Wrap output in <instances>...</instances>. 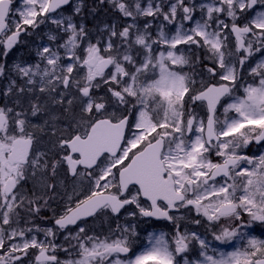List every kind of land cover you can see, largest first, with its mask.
<instances>
[{"label": "snow or ice", "instance_id": "obj_1", "mask_svg": "<svg viewBox=\"0 0 264 264\" xmlns=\"http://www.w3.org/2000/svg\"><path fill=\"white\" fill-rule=\"evenodd\" d=\"M108 2L132 23L105 25L93 41L74 19L84 0H0V56L29 28L58 30L35 62L0 63V264H264V239L247 232L264 224V154L238 151L264 142V0ZM140 17H162L155 36ZM57 197L56 228L33 224ZM192 212L211 241L180 230L185 219L202 223ZM98 216L117 218L103 238L89 234ZM141 219L175 233H148L141 245Z\"/></svg>", "mask_w": 264, "mask_h": 264}, {"label": "rangeland", "instance_id": "obj_2", "mask_svg": "<svg viewBox=\"0 0 264 264\" xmlns=\"http://www.w3.org/2000/svg\"><path fill=\"white\" fill-rule=\"evenodd\" d=\"M19 2V0H17ZM127 3L131 4L133 0H126ZM142 6H146L148 3V0H140ZM205 3L211 2V0H204ZM85 7L83 10V14L81 16H76L74 19L76 20L77 23L82 22L86 28L89 29L93 41L100 35L99 29L103 28L105 25H116L117 29L121 28L127 23H132L130 18H125L122 16V14L116 10L112 4L108 2V0H104V3L101 4L99 0H84ZM17 7V3L13 4V8ZM94 10L92 11L91 10ZM86 13V14H85ZM55 15V14H54ZM65 16L72 15L70 11H65L64 12ZM199 14H197L198 18ZM16 19H19L18 15L16 16ZM146 20H153L151 17H140L137 19L136 23L139 25V27L142 29L143 25ZM162 17L160 19L153 20V25L150 29L152 32L153 36H155L157 29L161 23ZM27 27V26H25ZM175 26H166L165 30L169 32L170 34L174 32ZM58 30L56 29L55 25H52L50 22L47 24L41 25L39 28H36L35 30L29 28L28 33H22L21 36L19 37V43H17L9 52L6 57L0 56V63H4L9 69L13 67L14 64L16 63H33L37 59L36 57V51L39 47L42 45H53L54 42L48 40V35L49 34H57ZM64 38V34L60 33L59 38L55 43H59L62 41ZM181 47V46H180ZM184 47V46H182ZM2 51V49H0ZM201 55L203 53L201 52ZM261 58V54L257 53L249 62L248 64L245 65V69L248 68L249 65H253L256 61H258ZM204 64H208L209 62L207 60L203 61ZM186 71L188 69H185ZM197 72H200L201 69L198 67L196 69ZM13 77L15 76V73H10ZM206 75V73H205ZM243 77L245 80H250L251 77L248 76L247 71H244L242 73ZM7 79L5 78H0V89H3L7 86ZM101 93L103 92V89L100 90ZM5 102V98L3 96H0V106H3ZM10 106H13L10 104ZM25 106H27V103L25 102ZM199 111V109H197ZM35 120V118H33ZM49 140L47 136H41L40 143H43ZM252 146V144H251ZM42 150H44L42 147H40ZM240 152H244L245 148H242L238 150ZM252 152L251 157H258L261 154H264V147H261L259 149L254 150L253 148L250 149ZM211 158L214 162H219L220 158L216 157L214 154L211 155ZM242 167H248V165H242ZM31 186V185H29ZM64 203V202H63ZM64 204H61V206ZM60 206V207H61ZM60 210H55V213L61 214L64 211V206ZM46 215L40 214V216H37L33 219L32 223L35 225H39L40 227H43V223H41L43 220L45 222L50 223V221L54 220L53 219V212L49 214L48 217H43ZM130 218V217H129ZM244 219H247V216L245 215ZM109 224L108 222V217L105 216H98L97 218H94L89 222V234H96L99 235L101 238H103L106 235L110 234V229H115V227H107ZM123 225V224H121ZM103 228V229H102ZM188 231H196L198 232L202 237H206L208 240H212V235L211 231L207 227H203L204 231L203 233L200 231L199 227H188ZM247 232L249 235L256 237L257 239H264V224H260L258 222L254 223L250 229H247ZM148 233H156L158 234L157 231H150ZM146 234H141V245L145 241ZM38 238L43 240L44 235L43 232L38 234ZM65 244L64 236L61 238V243ZM213 243L220 248L221 250L224 251H232L234 250V245H219L218 242L213 241ZM141 245H138L140 247ZM195 247V252L194 253H189V257L191 259L196 258V254L198 253V245H194ZM32 251V250H30Z\"/></svg>", "mask_w": 264, "mask_h": 264}, {"label": "flooded vegetation", "instance_id": "obj_3", "mask_svg": "<svg viewBox=\"0 0 264 264\" xmlns=\"http://www.w3.org/2000/svg\"><path fill=\"white\" fill-rule=\"evenodd\" d=\"M182 47V46H181ZM252 143H250L246 148L245 151L242 152L241 154L247 155V156H251L252 152L250 151L251 148H253L254 150L259 149L261 147H264V143L261 144V146L255 147V146H251ZM39 147H42L44 150H48L51 147V143L49 140H46L44 143L42 141V143H39L38 145ZM60 180H65V182H70L71 178H65L63 171L60 172ZM61 195H63V191H61ZM64 201L62 199H60L59 197H57L55 200L50 201L52 208L51 209H47V210H43L41 213L42 215H46L43 217H48L50 213L53 212L54 210H60L62 209L64 205L61 206V204ZM61 206V207H60ZM138 211L135 209V207L133 205L127 206V211ZM182 213L185 212L186 210H181ZM62 214V213H61ZM125 211L122 210L121 216L119 217V223L120 224H124L125 223ZM192 217H195V212L191 213ZM197 219H202V223L200 225H196L193 224L191 222H189L188 219L182 220L180 221V230L184 231L185 229H189L188 227H199L200 231L203 233L204 229L203 227H206L207 225V221H204L203 218L201 217H195ZM94 218L89 219V222L91 220H93ZM132 218H128V222H131ZM108 226L107 227H116L117 224V218L115 217H108ZM41 223H43L42 225H44L41 228H56V225L54 223V220L50 221V223L45 222V220H43ZM103 229V228H102ZM137 230L141 233V234H146L150 231H157L158 234L164 233L166 234L165 238L168 240H171L172 236L175 233V228L174 225L172 223H169L168 221H164V220H149L147 223H144L143 219L140 220V223L138 224ZM44 235V234H43ZM65 235L64 232L59 233L58 237H57V243L59 244H63V242L61 243V238ZM203 235V234H201ZM61 258L65 257V254L63 252L59 253Z\"/></svg>", "mask_w": 264, "mask_h": 264}]
</instances>
